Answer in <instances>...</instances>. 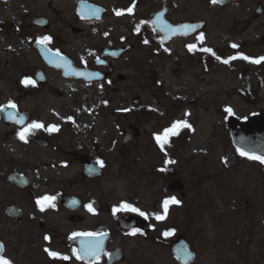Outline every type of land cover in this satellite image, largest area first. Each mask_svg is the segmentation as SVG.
Returning <instances> with one entry per match:
<instances>
[{
  "label": "flooded vegetation",
  "instance_id": "obj_1",
  "mask_svg": "<svg viewBox=\"0 0 264 264\" xmlns=\"http://www.w3.org/2000/svg\"><path fill=\"white\" fill-rule=\"evenodd\" d=\"M149 1L155 0H0V9L8 10L0 12L2 43L6 46L0 57H4L7 64L12 63L10 70L3 71L0 63V81L9 79V82L22 84V80L29 78L35 82V87L21 88L18 98L10 97L1 101L0 106L12 101L17 105V114L25 118V124L37 121L60 129L51 134L37 130L28 143H23L17 137L21 125L0 113V244L4 246V257L12 264H88L87 260H77L73 255L74 249L81 251L80 238L70 239L75 232L107 233L100 264H185V249L191 253L187 264H264V228L258 225L261 223L264 227V216L260 217L261 222L258 219L264 212V164L241 157L237 152L240 148L264 155V109L260 106L264 104V63L257 65L237 59L226 65L210 53L189 52L187 47L196 44L198 49L211 48L221 60L239 53L259 58L264 56V28L261 31L250 28L247 34H251L252 29L254 32L248 37L234 29L222 28L216 38H211L207 29L209 19L203 16L171 19L177 12V7L169 3L173 0H163V4L146 16L142 11ZM228 1L217 4L224 6ZM133 5V13L128 14L127 9ZM117 11L124 14L118 16ZM161 11L172 26L192 23L199 27L187 35L174 34L167 41L154 22ZM254 15H264L261 5H256ZM201 33L203 43L197 39ZM43 36L52 38L47 54L36 44ZM232 44L239 47L233 49ZM145 47H151L149 51L154 57L172 62L176 76L172 78L169 94L144 92L147 84L152 85L145 76L147 65L138 49ZM258 49L261 50L256 52ZM25 51L28 55L19 53ZM56 52L81 75H74L59 58L52 60ZM133 52H137L134 57ZM148 56L146 52L147 59ZM183 62L195 63L202 75L219 68L222 79L233 85H219V89L210 92L203 86V79L209 76L191 75L190 80V76L175 74ZM57 64L62 66L57 67ZM131 68L136 69L132 81L140 92L130 93ZM53 82L65 87L77 84L78 88L74 93L63 92L52 85ZM47 86L58 99L72 100L63 102L61 107H42L32 101L31 107L21 106L22 96L34 100L47 95L49 91H32L34 88L44 90ZM159 88H163L161 83ZM232 97L241 99L246 108L238 112L234 105L226 102ZM162 98L171 102L170 109L162 106ZM205 99L215 101L214 112L220 115L216 126L222 136L228 138H224V142L227 149H232V168L241 163L254 164L260 167L261 174L238 175L235 188L222 177L216 181L210 194H216L224 204L220 220L209 221L214 233L217 232L212 236L206 234L205 221L195 214L192 195H209V192L203 194V188L196 186L192 194L187 195L180 175L188 159L193 163L197 155L201 160L191 167V177L195 175L194 170L200 169L213 155L208 148L195 150L193 147L201 125L199 116H202H198L197 110L203 114L205 108L201 100ZM226 108H231L233 114L229 115ZM185 113L190 115L186 117ZM135 114L143 118V124L140 117L139 124L128 122ZM115 116L122 118L120 123ZM185 119L192 130L182 129L161 151L154 134L162 133L174 121ZM231 132L235 137L234 145ZM119 134L123 151L118 159L128 163L124 170L137 177L138 184L128 183V193L115 197L112 167ZM243 136L252 139L243 141ZM255 139H260V148L256 146L257 141H252ZM134 141L139 149L132 154L130 143ZM48 148L51 151L45 153ZM188 151L191 157L185 156V161L181 155ZM98 159L104 161L103 168L96 164ZM168 159L176 163L167 165ZM228 160L225 150L218 155V164L224 172L229 168ZM136 164L141 165L138 170L134 169ZM165 167L167 171L161 172ZM70 168L73 175H64ZM90 169L95 172L90 173ZM197 175L199 179L204 178L202 172ZM162 179L166 183L161 187ZM205 180L210 182L212 178L207 176ZM45 195L56 197L55 207L41 212L36 201ZM171 197L180 204L170 205L167 218L156 220V215L163 214V201ZM122 203L140 209L147 218L127 211L113 215V208ZM89 204L94 213L88 211L86 205ZM258 207L261 212H257ZM134 229L139 232L133 236ZM168 231L173 235L165 237L163 233ZM45 236L50 237V241H46ZM45 248L69 259L54 260Z\"/></svg>",
  "mask_w": 264,
  "mask_h": 264
},
{
  "label": "rangeland",
  "instance_id": "obj_2",
  "mask_svg": "<svg viewBox=\"0 0 264 264\" xmlns=\"http://www.w3.org/2000/svg\"><path fill=\"white\" fill-rule=\"evenodd\" d=\"M163 4V0H155L153 3L151 1L147 2L146 5L144 6L145 9H143V13L147 14L152 11L153 9H156L159 4ZM173 6L177 7L175 10L177 11L171 19L179 20L181 18H186V17H201L203 16L206 19H209V23L207 25V29L209 32V35L211 38H216V36L222 32V28L225 29H234L235 31H238L239 34H241L243 37H248L251 36V34L254 32L252 29L251 34H247L251 31L250 28L256 27V31H261L262 28H264V15L263 16H255V7L256 5H261L263 12H264V0H230L228 1L224 6H219L218 4H212L211 0H173L171 2ZM8 11L5 8L0 9V12ZM179 15V16H178ZM256 17V18H255ZM235 24V25H234ZM228 31V30H227ZM3 41V34L2 31L0 30V54H2V51L6 49V46L2 43ZM173 47H176V44L173 45ZM140 51V55L142 60H145L146 62V67H145V76L147 77V81L151 82L152 85L150 86L149 84L146 85L147 88L144 92L148 93H155L157 95L163 93L164 91L166 94H169V89L170 85H173V77L176 76L173 74L172 69H173V64L169 60H163L162 58H157L154 57L153 54L149 51L151 47H145V48H138ZM261 49H258L259 52ZM149 53L148 59L145 57V54ZM22 55H28V51L25 52H19ZM18 53L15 52L13 55L16 56ZM137 52H133L131 54L132 57L136 56ZM145 57V58H144ZM29 60V58H27ZM0 63L2 65V71L3 70H10L12 67L11 64H7L5 62L4 57H0ZM136 69H130L129 72V87H130V93L132 92H140L141 90L139 87L133 83V76L135 74ZM219 68L215 70V72L207 75H202V71L200 67H198L195 63L189 62L188 64L183 62L182 65L179 64V67L177 69V72L175 74H178L180 76H190L188 79L192 78L191 75H196V76H209L206 79H203V86L205 85L207 87V90L210 92H214L216 89H219V85L223 86L225 84H229L232 86L233 84L229 82V80H225L224 78L218 74ZM18 77V75L16 76ZM186 78V77H185ZM191 80V79H190ZM159 83L162 84V89L159 88ZM205 83V84H204ZM210 84V86H209ZM52 85L57 87L59 90L63 92H69V93H74L76 89L78 88L77 84L70 85L65 87L62 84H59V82H53ZM153 87V88H152ZM205 87V88H206ZM25 90V86L23 84H18V83H13L9 82L8 80H2L0 81V102L5 101L9 99L10 97H19V92L22 90ZM148 88H152L151 90ZM35 93L36 92H44L47 93L50 90L47 87H45L44 90H40V88H34ZM264 91V89H263ZM47 93V95H41L38 96L36 99H30L29 96H22L23 98L21 101L23 104L21 106L23 107H31V101L32 102H37L41 104L42 107H61L63 102H67V100L71 101L72 98H68L67 100L62 98L58 99L57 97L54 96L52 93ZM73 96V95H71ZM170 99V98H169ZM223 98L221 99V101ZM162 101V106L166 108H171V102L169 100L164 101V99H161ZM226 102L231 103L234 105L239 112L240 110L243 111L242 109H245L246 104L241 99L234 98L232 97L231 99H228ZM135 104V102H132ZM44 104V105H43ZM201 104H203V108H205V111L203 114L199 110L198 111V116L199 114L202 116H199V123L201 125L198 127V133L196 137L194 138L193 141V147L195 150L202 149V148H208L213 155H210L209 158L204 161L202 167L198 170H194L195 175H190L191 167L196 166L199 164L201 160H199L197 155L194 156V161L191 163L190 159H188V162H184L182 170L180 172L181 180L185 184L184 192L187 195L192 194V191L194 188L197 186L199 188H203V194L208 193L209 195H202V194H192L193 199H194V204H195V214H198L199 217L205 221L206 225V234L209 236H212L214 234H217V232L214 233L213 231V224L210 223V220L216 219V221L220 220L219 213L221 212L223 202L219 201V198L216 194H210L211 188L212 191H214L216 181L220 180V177H222V180H225V182L231 183L233 187H236V183L238 181L239 176L238 175H261L259 174V166L257 165H249L246 163H241V165H238L237 168H232L233 165V157H232V149H227V144L225 145L224 138L228 139L226 135L222 136V132H219V127L216 124L218 120H220V115L217 113L215 114L214 112V105L215 101L212 99H205L204 101L201 100ZM261 108L264 109V104L260 105ZM208 109V111H207ZM173 110V109H171ZM210 111V113H209ZM137 113V112H136ZM213 113V115H212ZM140 117V116H139ZM135 115H131L128 118L129 123H135L139 124L140 119ZM170 117L168 115L167 119ZM115 119L119 120V123L121 122V117H114ZM113 118V119H114ZM141 118V117H140ZM125 120V119H124ZM126 121V120H125ZM127 122V121H126ZM124 123V122H122ZM141 124H143V118H141ZM140 124V125H141ZM217 125V126H216ZM124 126V125H122ZM211 135H214V139H211ZM58 144V143H57ZM133 147L131 148L132 154L136 153V149H139L138 143L131 142ZM117 145L118 148L114 153L113 159V167H112V175H113V187L116 190V196L115 197H120L124 196L127 194L126 188L129 187L128 183L130 182H136L135 186H137V180L138 178L135 176H132L129 171L126 172L124 169L128 166V163L122 160V158L118 159V157L121 155L123 148H122V140H121V134H119L117 138ZM227 146V147H226ZM134 148V149H133ZM229 155V168L225 172L221 169V165L218 164V155L224 151ZM51 151V148H48L45 153ZM135 152V153H134ZM186 157H191L190 152L188 153L184 152L181 157L185 159ZM202 159V158H201ZM130 161V160H129ZM149 163H151V160H149ZM140 164L134 165V169L138 170L140 168ZM202 172L204 175L203 179H199L198 173ZM208 172V173H207ZM64 175H73V168H70L69 170L63 172ZM123 175H128L126 179L122 178ZM220 175V176H219ZM195 176L194 179H191ZM209 176L212 178L210 182H207L205 179L206 177ZM190 177V178H189ZM171 181V179H169ZM203 181L206 182V184H203ZM166 183L164 179L161 180V187L163 184ZM103 187H105V184H103ZM145 188V187H144ZM143 188V189H144ZM147 196L145 195V198ZM259 198H257L258 200ZM255 200V199H254ZM226 204L227 200H225ZM215 204V206H213ZM228 206V205H227ZM230 209V207L228 206ZM219 210V211H218ZM240 210H243V207H241ZM257 212H261V208L256 209ZM261 210V211H260ZM261 216H264V212H262L259 216L258 219H260ZM196 220V218H194ZM197 221V220H196ZM209 222V223H208ZM261 222V219H260ZM197 223V222H196ZM195 223V224H196ZM259 228H264L261 223H258Z\"/></svg>",
  "mask_w": 264,
  "mask_h": 264
},
{
  "label": "snow or ice",
  "instance_id": "obj_3",
  "mask_svg": "<svg viewBox=\"0 0 264 264\" xmlns=\"http://www.w3.org/2000/svg\"><path fill=\"white\" fill-rule=\"evenodd\" d=\"M212 4H217V3H222V0H211ZM134 5L132 7H129L127 9L128 14L133 13ZM123 11H117L116 15H123ZM83 15V14H82ZM156 23L160 26L162 31H165L169 36L180 33L183 35H187L189 32H193L196 30L198 25L194 24H188L184 25L181 28H173L172 26L164 23L161 20L160 16L156 17ZM155 27V26H154ZM137 32H139V27L137 28ZM198 41L200 43L204 42V35L201 33L197 37ZM52 38L50 36H43L40 37L36 40V44L38 46L42 47V50L47 54L50 52V49L47 48V45L51 43ZM145 44L148 43L147 40L144 41ZM188 51L189 52H194V51H202L205 53H210L213 55L217 60H220L222 63L226 65H230L232 61L234 60H243L251 64H262L264 63V56H261L259 58H252L247 55H244L243 53H239L237 55L231 56L227 59L221 60L219 56L216 55V53L211 49V48H197L196 44H189L188 46ZM231 47L233 49H237L239 45L237 44H232ZM165 51H168V49H165ZM59 58L63 62V66H65L67 69L71 70L74 75H81V73L76 72L74 69H71V65L64 60L63 57L60 56L59 52H56L55 55L52 57V60H56ZM57 67L62 66L61 64H57ZM21 83L25 86H33L35 87V82L29 78H25L24 80L21 81ZM17 105L13 103L12 101H9L7 105L0 106V113H4L6 118L13 121L17 125H21L20 130L17 132V137L20 141L23 143H28L29 137L31 135H34L37 130H44L48 133H55L59 132V127L56 125H50V126H45L41 122L33 121L30 124H25V118L23 116H20L16 112ZM124 111H130V109H124ZM225 111L229 114L232 115L233 111L231 108H226ZM190 115V113H185V116L187 117ZM71 119V118H69ZM182 129H189L192 130V125L185 120H177L174 121L170 127L166 128L163 130L162 133L159 134H154V139L157 143V145L160 147L161 151H164L165 145H170V139L171 137L178 136L181 132ZM237 152L241 157H246L249 160H254L258 161L260 164H264V155H256L252 152L245 151L243 149L238 148ZM165 155L167 153L165 152ZM167 165L170 164H175L176 161L168 159L165 162ZM227 163V161H225ZM96 164L99 165L100 168H103L104 161L98 159L96 161ZM66 166V165H65ZM161 172L167 171V168H161ZM90 173L95 172V169H90ZM55 196H50V195H45L39 199H37L36 204L39 207V210L41 212H44L47 208H54L55 207ZM75 203V202H74ZM179 205L180 201L176 200L175 197L167 198L163 201L162 203V208H163V214L162 215H156L155 219L158 221H162L167 218V213L169 211V206L170 205ZM87 209L89 212L94 213L93 206L91 204L86 205ZM120 211H127V212H134L138 213L140 216L147 218V214L140 209L133 207L131 204L128 203H122L119 207L113 208V215H115L117 212ZM137 232H139V229H134L131 235H136ZM107 233H95V232H75L72 234L70 239H76L80 238L81 240V251L73 250V255L76 257L77 260H87L88 264H100V257L101 255H104V250H103V240L106 237ZM143 235V233H141ZM165 237L173 235L172 231H168L163 233ZM44 239L46 241H50V237L45 236ZM3 244H0V264H12V262L9 259H6L3 255ZM44 251L48 254V256L54 260H63L67 261L69 259L68 256L61 255L60 253H57L55 251H51L48 248H45ZM82 253V254H81ZM183 258L185 260V264H187L188 260L191 258V253L188 252L186 249L183 250Z\"/></svg>",
  "mask_w": 264,
  "mask_h": 264
},
{
  "label": "water",
  "instance_id": "obj_4",
  "mask_svg": "<svg viewBox=\"0 0 264 264\" xmlns=\"http://www.w3.org/2000/svg\"><path fill=\"white\" fill-rule=\"evenodd\" d=\"M166 35L169 36L167 33H166ZM231 136H232L233 143L235 144V137H234V135H233V132H231ZM248 138H250V137L243 136V137H242V140H243V141H247ZM250 139H252V138H250ZM252 141H255V142L257 141L258 143H257L256 146L260 148V146H259V145H260V144H259L260 139H258V140L255 139V140H252Z\"/></svg>",
  "mask_w": 264,
  "mask_h": 264
}]
</instances>
